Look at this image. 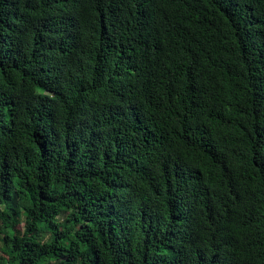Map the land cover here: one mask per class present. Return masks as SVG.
I'll return each instance as SVG.
<instances>
[{
	"label": "trees",
	"instance_id": "16d2710c",
	"mask_svg": "<svg viewBox=\"0 0 264 264\" xmlns=\"http://www.w3.org/2000/svg\"><path fill=\"white\" fill-rule=\"evenodd\" d=\"M0 264H264V0H0Z\"/></svg>",
	"mask_w": 264,
	"mask_h": 264
}]
</instances>
